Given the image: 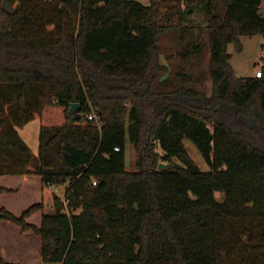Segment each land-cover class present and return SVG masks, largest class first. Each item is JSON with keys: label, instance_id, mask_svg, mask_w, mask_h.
Masks as SVG:
<instances>
[{"label": "trees", "instance_id": "16d2710c", "mask_svg": "<svg viewBox=\"0 0 264 264\" xmlns=\"http://www.w3.org/2000/svg\"><path fill=\"white\" fill-rule=\"evenodd\" d=\"M2 1L0 178L68 186L52 214L42 190L19 213L0 202V221L37 236L45 264H264V64L238 78L227 53L264 37V0H9L28 8L13 14ZM196 9L206 46L184 24ZM35 119L37 155L18 133Z\"/></svg>", "mask_w": 264, "mask_h": 264}, {"label": "rangeland", "instance_id": "374dc122", "mask_svg": "<svg viewBox=\"0 0 264 264\" xmlns=\"http://www.w3.org/2000/svg\"><path fill=\"white\" fill-rule=\"evenodd\" d=\"M136 1L142 5H149V0H131ZM12 7L14 9H28L26 6L19 2H13ZM264 8V3L261 9ZM185 25H190L194 27L195 33L199 35L201 42L206 46L207 44V30H206V20L201 11L196 9L191 15L185 17ZM51 27H48L50 30ZM169 37H162L158 41L159 47L165 51V54H171V60H164V53L160 55V62L168 65H174L178 62L177 56H174L175 49L173 48L174 40L172 34H168ZM240 43L242 45V51L236 53L234 47L229 45L227 48V53L231 55L230 65L234 71V74L238 78H254L256 72L261 69L264 63V37L262 36H244L240 38ZM208 59L207 50L203 54L202 61L199 63V67L202 69L206 68ZM204 88L207 93H210L211 84L205 81ZM37 120L31 124V131L35 128ZM30 131V130H29ZM34 131V130H33ZM25 136V135H24ZM29 140H31L29 138ZM33 140H31L32 143ZM30 143V144H31ZM37 143V138L35 137V144ZM187 152L191 159L198 165L201 170H207V167L202 162L196 150L189 142H185ZM134 161L135 154L133 148L130 144L126 145L125 148V166L127 171H134ZM4 184V187L16 188L19 187L22 190L19 192L2 194L0 202L4 208L11 213H19L21 208L28 203L37 201L40 198V186L37 181L32 180L25 184L19 179L12 178L2 179L0 181ZM68 183L55 187V190L48 186L43 190V199L38 201L43 204V209L40 211L42 214H52L54 212L53 197L56 196L63 200L64 191L67 188ZM3 188V187H1ZM215 198L217 201H221L223 198L222 193H216ZM1 207V206H0ZM7 207V208H6ZM77 210L75 213H78ZM14 213V214H15ZM20 233V234H19ZM28 235V236H27ZM30 235V238H29ZM39 239L37 236L31 232L21 233L18 227L13 226L7 221H0V258L8 263L13 264H45L40 260V255L36 253V248L39 245ZM39 251V250H38ZM39 259V260H38ZM223 264H237L236 262H229L227 257L223 255Z\"/></svg>", "mask_w": 264, "mask_h": 264}, {"label": "crops", "instance_id": "0c3cea01", "mask_svg": "<svg viewBox=\"0 0 264 264\" xmlns=\"http://www.w3.org/2000/svg\"><path fill=\"white\" fill-rule=\"evenodd\" d=\"M264 64V63H263ZM262 64V65H263ZM37 120L36 122V126L35 128L31 131V124ZM34 121H32L30 124H28L27 126H25L24 128L22 129H19L18 130V133L20 135V137L22 138V140L25 142V144L28 146V148L30 149V151L34 154V155H37V151H38V131H39V127H40V121L39 119H35ZM30 130V131H29ZM25 135V136H24ZM35 137L37 138V143L35 144ZM29 138L32 141L31 143V140H29ZM31 143V144H30ZM12 178H15V179H19L21 182L25 183V184H28V182L32 181V180H35L38 182L39 186H40V190H44V188L42 189L40 183H39V179L37 177H11V178H5V179H9L11 180ZM3 178H0V181H2ZM0 187H4V184L0 182ZM6 188V187H5ZM54 190H55V187H52ZM1 198V197H0ZM39 217L36 216L35 217V221H38ZM20 234V233H19ZM28 236V235H27ZM29 238H30V235H29ZM39 245V244H37ZM39 246L38 248L35 249V251H37L36 253H38L39 255ZM39 260V259H38ZM41 260V259H40Z\"/></svg>", "mask_w": 264, "mask_h": 264}, {"label": "water", "instance_id": "95a60500", "mask_svg": "<svg viewBox=\"0 0 264 264\" xmlns=\"http://www.w3.org/2000/svg\"><path fill=\"white\" fill-rule=\"evenodd\" d=\"M1 9L5 11L6 13L13 14L14 13V8L12 7L11 3L9 0H3L1 3ZM78 105L77 104H71L70 109H69V114L71 117L75 114V111L77 109ZM167 165L164 163H159L158 164V170H164L166 169ZM1 216V215H0Z\"/></svg>", "mask_w": 264, "mask_h": 264}, {"label": "built area", "instance_id": "2783aa9c", "mask_svg": "<svg viewBox=\"0 0 264 264\" xmlns=\"http://www.w3.org/2000/svg\"><path fill=\"white\" fill-rule=\"evenodd\" d=\"M259 77H261V69H259V70L256 72V74H255V78H259ZM87 118H88L90 121L94 122L95 124L98 123V118L96 117V115L94 114V112L89 113L88 116H87ZM114 150H115V151H118L117 148H115ZM92 184L95 185V182H93Z\"/></svg>", "mask_w": 264, "mask_h": 264}]
</instances>
